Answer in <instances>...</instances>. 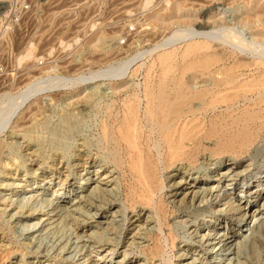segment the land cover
Instances as JSON below:
<instances>
[{
	"label": "rangeland",
	"instance_id": "obj_1",
	"mask_svg": "<svg viewBox=\"0 0 264 264\" xmlns=\"http://www.w3.org/2000/svg\"><path fill=\"white\" fill-rule=\"evenodd\" d=\"M169 11L164 23L153 22L152 15ZM188 30L195 31L190 40L165 47H175V66L182 64L184 44L193 40L222 56L209 66L215 78L239 58L249 65L240 68L238 80L264 72V0H0V97L44 72L71 79L61 87L45 83L0 127V264H264V127L237 157L206 150L195 163L164 173L163 223L153 207L139 211L137 204L128 205L120 172L106 157L100 123L110 104L113 114L119 111L128 92L113 97L107 76L81 83L70 78L131 59L113 80L141 95L145 69L164 51L154 45L170 32ZM204 32L210 35L205 38ZM242 39L248 51L235 46L234 40ZM193 74L192 89L208 86L207 73ZM85 97L86 102H76ZM252 98L240 99L231 109L242 110ZM9 103L0 105V115ZM224 110L220 106L207 115ZM21 113L27 121L16 128ZM84 142L86 151L81 150ZM204 145L212 146L213 139ZM231 170L240 172L243 182H228L230 176L197 182ZM95 186L105 189H95L105 197L116 194L115 203H101L104 208L98 209L96 199L77 202L79 191L88 198ZM210 186L213 195L191 200V190ZM55 190L59 195L52 196ZM230 202L249 208L229 216L223 209ZM244 211L245 220L236 222ZM156 237L161 256L149 253ZM224 238L231 243L218 249L222 242H216Z\"/></svg>",
	"mask_w": 264,
	"mask_h": 264
},
{
	"label": "bare ground",
	"instance_id": "obj_2",
	"mask_svg": "<svg viewBox=\"0 0 264 264\" xmlns=\"http://www.w3.org/2000/svg\"><path fill=\"white\" fill-rule=\"evenodd\" d=\"M177 6V4H174L171 11H175ZM171 11L166 14L163 13L164 15L162 13L152 15L153 22L164 23L165 20L171 18ZM194 33L195 31L190 30L187 32L173 31L163 37L162 42L154 45L153 48L155 49L164 47V49L162 48L164 51L160 52L159 50L160 53L151 60L145 69L141 95L134 90L121 89L122 82H114L115 80H113V77L123 75V70L128 66L131 59L116 64L107 63L104 68L89 69L87 77H84V73L70 76L76 83H81L87 78L107 76L110 81L112 80L110 86L113 90V97H119V95L128 92L125 97L120 99L119 111L113 114V103L110 104L106 108L104 118L100 123V133L105 144L106 157L111 163L110 166L120 172L125 191L124 198L128 205L133 208L137 204L139 211L153 207L156 215L160 220H163V223L166 221L167 212L162 197L166 193L163 182L168 177H164V173L176 170L178 166L183 165L185 162L188 164L195 163L197 156L206 150L210 152V155L233 153V157H237L247 151L255 136L264 127V72L259 71L248 79L238 80L237 78L241 75L240 68L249 65L238 57L239 59L233 65L220 68V77L215 78L211 75L209 66L217 62L222 56L206 52L208 43L193 40L185 43L184 49L180 52L179 56L182 64L174 65L176 49L175 47L170 50L166 49L171 48L179 39L190 40L191 35H194ZM257 33L261 34L259 31ZM203 35L206 38L210 34L204 32ZM234 42L241 52L248 51L249 44L245 40H234ZM254 64L259 63L255 61ZM195 71H200V75L206 73L209 75L210 82L208 86L192 89L191 83L197 77L193 74ZM136 72L137 69H134L132 75L135 76ZM45 73L47 72H44L43 76L33 77L32 80L25 82L13 93L5 91L6 93L1 94L0 105L8 101L10 103L6 104L8 112L0 115V121H2L0 127L11 119V115L25 101L35 96L40 89L46 87L43 86L45 83L47 85L49 83L50 86L61 87L68 80L71 81L67 76L61 75L59 78L55 76L56 80L45 75ZM249 95H254L255 98L249 99L250 102L242 110L234 112L231 109L234 103L240 99L247 100ZM76 102L84 103L86 97ZM141 103L143 106L140 110ZM195 103L196 105H194ZM220 106H224L225 110L217 114L207 115L208 112ZM1 109L3 108L0 106V111ZM21 115L20 121L18 120L19 123L15 124L16 128H21L27 121L24 114L21 113ZM209 139H213V145H204V142H208ZM81 146L84 147L81 149L82 151H86L88 148L86 142ZM39 156L42 157L41 154ZM97 170L101 169L97 168ZM232 171L234 170L226 173L217 172L216 177L207 176L198 179L197 182L201 183L208 179L221 182L228 176H230L228 182L236 179L243 182L244 178L241 173L231 174ZM176 184L181 183L178 181L171 186ZM211 188L210 186L201 188V190H191V200L200 196L202 198L209 194L213 195ZM253 188L252 193H256L257 188H255V185ZM88 189L89 187L86 188V190ZM95 189L99 192L105 190L101 187H92L88 191L90 196L87 195L90 198H85L86 194L79 191L77 202L84 201L91 204V198L96 199L100 203L95 204V208L98 209L104 208L101 203L105 205L115 203L116 194L108 193L107 195L111 197L108 198L102 193H96ZM56 195H59V193H56L55 190L52 196ZM216 198H220L219 193L214 195V199ZM180 200L182 201V198ZM261 206L264 207V203ZM241 208L246 210L249 208V204L241 206L238 203L230 202L223 209V212L231 216L233 213H238ZM245 213L244 211L234 220L236 222L243 218L245 220ZM203 236L207 237L205 234ZM215 236H217V233ZM215 236L213 239L222 238L220 237L222 234L219 237ZM108 240L104 238V241L107 242ZM226 240L227 238H224L216 242H222L218 249L231 243ZM230 247L231 245L227 247V250ZM162 251L161 242L156 237L149 248V253L151 256H161ZM183 255L185 254H180V256ZM163 263L167 264L165 260ZM188 264H191V262Z\"/></svg>",
	"mask_w": 264,
	"mask_h": 264
},
{
	"label": "built area",
	"instance_id": "obj_3",
	"mask_svg": "<svg viewBox=\"0 0 264 264\" xmlns=\"http://www.w3.org/2000/svg\"><path fill=\"white\" fill-rule=\"evenodd\" d=\"M1 72V71H0Z\"/></svg>",
	"mask_w": 264,
	"mask_h": 264
}]
</instances>
